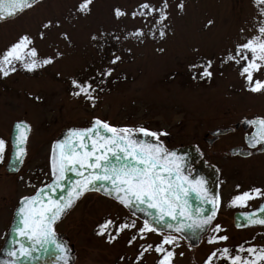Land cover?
<instances>
[{
	"label": "rangeland",
	"instance_id": "1",
	"mask_svg": "<svg viewBox=\"0 0 264 264\" xmlns=\"http://www.w3.org/2000/svg\"><path fill=\"white\" fill-rule=\"evenodd\" d=\"M144 2L159 7L162 0H93L88 15L77 11L82 0H40L15 18L0 22V56L28 35L33 40L30 47L37 49L40 58H54L53 64L35 72H27L16 63L17 71L7 77L0 75V139L7 143L0 160V247L20 198L51 176L53 138L64 127L83 126L97 118L115 127L165 132L160 141L168 147L194 145L202 158L222 170L221 207L212 226L221 225L226 231L219 235L229 239L209 244V238L216 235L209 228L194 246L171 233L179 243L174 264H205L213 252L217 255L212 264H229L218 249L227 247L231 256L245 258L249 253H238L240 246L246 249L257 245L258 251L264 248V228L245 232L247 229L234 224L237 210H248L264 197L247 201V206H230L235 196L246 192L239 184L247 183L250 189L255 183L264 184V152L248 158L227 154L230 148L243 145L242 133L248 121L264 117V92L248 90L246 77L240 74L243 60L239 65H221L228 54L235 55L237 44L259 35L257 29L264 22L260 9L264 5L258 6L255 0H182L185 8L181 12L177 7L181 0H168L167 35L160 39L158 32L155 38L148 34L154 23L151 17L147 24L142 17H131ZM117 7L128 16L117 20ZM49 21L53 27L45 29L43 25ZM137 28L146 33L142 43L135 38L125 39ZM102 32V38L92 40L93 35L100 37ZM64 33L70 42L62 39ZM115 36L120 37L119 41ZM57 53L61 54L59 58ZM112 53L122 58L116 65L109 64ZM207 60L213 61L211 80L201 78L203 68L193 67ZM107 67L115 68L113 75L102 85L97 83L99 76L93 81L98 88L95 107L84 97L71 95L72 79L88 80ZM253 78L264 81V71L254 73ZM21 119L32 125V135L22 168L12 174L5 167L11 151L10 132L13 123ZM226 127H232L233 132L212 138L214 129ZM107 219L117 224L134 220L137 228L121 233L109 244L105 236L96 234ZM143 223L118 202L89 192L55 229L73 252L72 264H135L141 244L155 246L162 240V235L148 233L147 240L138 239L129 247L128 240ZM248 236L253 239L244 245ZM160 259V254L150 251L140 264H158Z\"/></svg>",
	"mask_w": 264,
	"mask_h": 264
},
{
	"label": "snow or ice",
	"instance_id": "2",
	"mask_svg": "<svg viewBox=\"0 0 264 264\" xmlns=\"http://www.w3.org/2000/svg\"><path fill=\"white\" fill-rule=\"evenodd\" d=\"M39 0H8L7 12L5 15L4 0H0V20L10 18L31 8ZM255 3L264 5V0H255ZM93 0H82L77 11L84 15L91 12L90 5ZM182 12L185 8L184 3L177 5ZM168 0H162L159 7L148 2L141 3L136 10L131 13V17L135 20L138 16L144 19L147 24L151 17L154 23L148 28V34L153 38L157 32L159 38L164 39L167 35L168 20ZM260 14L264 15V8L260 9ZM114 16L117 20L121 17L128 16V12L121 8L114 9ZM158 17V19L156 18ZM212 22L209 21V25ZM45 29L53 27L52 22L44 24ZM59 27V24L56 25ZM259 35L247 38L245 42L236 45L235 55L228 54L222 59L221 65L234 62L237 65L241 60L245 62L241 69V75L246 77L248 90L253 93L264 92V81L254 80V73L264 71V22L257 29ZM243 32V29L241 30ZM105 33H101L100 37L93 35L92 40L102 38ZM146 33L143 28H137L125 36V39L135 38L141 43ZM40 38H44V34H40ZM62 39L70 42V37L64 33ZM119 41L120 37L115 36ZM33 45V40L24 35L8 48L3 56H0V75L7 77L11 73L17 71L16 63H20L23 70L27 72H35L47 65L54 63V58H40L38 51ZM163 51V49H158ZM249 54L251 58L249 59ZM60 53L56 54V58L60 57ZM121 56L112 53L110 65H116L121 61ZM193 67L203 68L200 73L202 79L213 78V61L207 60L204 64L193 65ZM114 67H107L96 73V76L88 80L80 81L72 79L71 85L73 91L71 95L74 98L84 97L86 101H90L92 107H95L96 93L98 88L93 85L96 77L99 85L106 82L108 77L113 75ZM103 91V88H99ZM39 99V98H37ZM249 124L256 127L257 131L248 137L250 147L255 148L260 145L264 148V117H258ZM15 128L17 132V159H21L26 155V150L21 145L27 143V133L31 128L26 123H17ZM144 137L153 138L152 141L147 139H137V134ZM165 132H154L146 128L140 127L132 129L128 127H114L108 122L95 119L92 125L83 129H71L64 140L58 141L52 146L51 169L54 177V184L49 188H58L62 181L68 179L67 173H75L78 179L72 184L68 190L67 196H61L53 199L51 196L44 194V189H40L37 195L25 196L20 202L18 215L20 217L19 225L16 229L21 239H27L33 246L43 247L46 244H54L58 252L61 253L63 264H69V249L57 239L55 225L71 210L76 203L84 197L88 192L101 191L102 194L114 199L124 208L140 209L142 205L157 210L156 215L151 216V221L145 220L143 226L137 229V232L128 240V246L131 247L138 239L147 240L148 233H157L162 235L159 244H141L140 253L136 258L135 264H140L145 253L155 251L161 255L158 264H174L176 258L175 249L179 247L176 236L171 233L164 235L163 229H173V225L167 222L168 218L178 220L180 217H186L192 220V214L187 208L189 197L192 193H196L204 203L211 204V210L204 208L197 210V219L193 220V225L200 230L211 228L216 235L209 238V244L227 241V235H219L226 231L221 225L212 226L213 220L216 218L217 212L221 207V198L217 193L209 196L207 189L203 188L204 181L202 179L190 178L184 174V167L180 163L181 157L175 151L169 150L160 141L161 136H165ZM7 143L4 139H0V160L3 159L6 151ZM264 197V189L253 188L241 195L235 196L230 206H247V201ZM259 213H264V205H261ZM205 213H208L205 215ZM246 223H238L236 227L246 226H264V215H258L256 212L246 214ZM160 225L161 227H157ZM193 225H188L192 227ZM136 222H123L117 224L112 219H107L100 225L97 235L105 236L107 243L111 244L120 236L121 233L136 229ZM112 229V231H110ZM174 231L181 232V227H175ZM19 243V241H17ZM171 246L166 248L165 246ZM31 248H26L23 243H19V257L31 255ZM222 258L228 259L229 264H258L264 261V248H248L244 249L240 246L237 252L247 251L249 254H255L254 259L242 258L241 255H230V250L225 247L218 249ZM16 251L10 252L9 255H16ZM183 256V253H180ZM217 253L213 252L205 264H212V260ZM18 257V258H19Z\"/></svg>",
	"mask_w": 264,
	"mask_h": 264
},
{
	"label": "water",
	"instance_id": "3",
	"mask_svg": "<svg viewBox=\"0 0 264 264\" xmlns=\"http://www.w3.org/2000/svg\"><path fill=\"white\" fill-rule=\"evenodd\" d=\"M7 2L8 0H4V10L5 15L7 12ZM20 13V12H19ZM18 13V14H19ZM17 14V15H18ZM16 15L12 16L15 17ZM11 18V17H10ZM8 19V18H6ZM5 20V19H4ZM2 21V20H0ZM25 122L24 120L16 121L14 123L13 128V134L11 135V139L13 141V150L10 157V160L6 166V169L9 172L17 171L22 162L23 158L17 159V132L18 130L15 128V125L17 123ZM92 125L89 124L84 127H78V126H69L64 128L61 135L58 136L53 145L56 144L58 141L64 140L67 136L68 132L71 129H83L88 128ZM226 130H216L215 132H225ZM28 135V133H27ZM137 139H147L149 141H152L153 138L151 137H144L142 134H137ZM21 147H24V145H21ZM169 150L175 151L179 157H181L180 163H182L184 167V174L188 175L190 178H196V179H202L204 181L203 188L207 189V193L209 196L215 195L218 193V172L212 166L211 164H208L204 159L201 158V154L196 146L194 145H185V146H179V147H173ZM239 151L240 149L237 148L234 150ZM51 157H52V151H51ZM210 165V166H209ZM207 169L212 171L214 173V180H215V186L208 187L204 186L208 183V178L203 176V174L206 173ZM52 171V169H51ZM68 179L65 181H62L60 184V187L58 188H49V185L54 184V177L52 175V179L45 185L39 187V189L32 195L28 197H32L37 195L38 191L40 189H44V194L46 196H51L53 199H58L61 196H67L68 190L71 188L72 184L78 179L75 173H67ZM206 183V184H205ZM99 192H103V189ZM21 202V201H20ZM20 202L17 205L14 215L11 221V225L9 227L8 233L5 237L4 244L0 250V264H63V260L60 258L61 253L58 252L54 244H46L43 247L41 246H33L27 239H21L16 231L19 222L20 217L18 215V210L20 207ZM261 205H264V201L254 210L249 212H238L235 214V221L236 224H245V216L246 214L256 212L258 215H264V213H259L258 210L260 209ZM212 205L204 203L203 200L196 194L192 193V195L188 199L187 208L190 210V213L192 214V220H188L186 217H180L178 220H172L171 218L167 219V222L171 225H173V229H163L162 231L165 232H176L174 231L175 227H181L183 231L177 232L180 235H182L187 241H189L192 245H198L203 237V235L207 232L208 228L205 230H200L199 228H196L193 225V220L197 219V210L207 208L211 210ZM128 209V208H127ZM131 213L136 215L137 217L141 218L142 220H149L151 221V216H149V213L152 215L157 214V210L154 208H149L147 205H142L140 209H128ZM208 213H205L207 215ZM188 225H193L192 227H188ZM157 227H161L158 225ZM62 234L57 233V239L60 243L65 244L68 247L67 242L62 238ZM23 243L26 248H31V255L29 256H23L19 257V243ZM16 251V255H9L10 252ZM19 257V258H18ZM74 255L73 252L69 250L68 252V260L69 263H72L74 261Z\"/></svg>",
	"mask_w": 264,
	"mask_h": 264
},
{
	"label": "bare ground",
	"instance_id": "4",
	"mask_svg": "<svg viewBox=\"0 0 264 264\" xmlns=\"http://www.w3.org/2000/svg\"><path fill=\"white\" fill-rule=\"evenodd\" d=\"M27 9V8H26ZM23 12V11H22ZM22 12H20L19 14H21ZM18 14V15H19ZM17 15V16H18ZM16 17V16H15ZM15 17H11V18H8L7 20H10V19H13V18H15ZM4 20H2V21H0V22H3ZM22 120H24L25 122L24 123H26L27 125H29L30 126V128H31V131L30 132H28V139H27V143H26V145H24V148H25V150H26V155H24V158H23V162H22V164H21V166H20V168L17 170V171H14V172H10V173H12V174H14V173H17L21 168H22V166H23V164H24V161H25V159H26V156H27V154H28V146H29V142H30V137H31V135H32V125L28 122V121H26L25 119H22ZM69 126H71V125H69ZM68 126V127H69ZM84 126V125H83ZM13 128H14V123H13V126H12V128H11V132H10V142H11V151H10V155H9V159L8 160H10V157H11V154H12V150H13V141H12V139H11V135L13 134ZM226 128H228V127H226ZM64 130V129H63ZM63 130H61L60 132H59V134L57 135V136H55L54 138H53V140L51 141V148H50V153H51V151H52V146H53V143H54V141H55V139L58 137V136H60L61 135V133H62V131ZM220 130H222L221 128H220ZM223 131V130H222ZM212 140V139H211ZM163 144H164V146L165 147H167L168 149H171L172 147H168L163 141H161ZM198 149V148H197ZM200 152V154L202 155V153H201V151H199ZM50 157H51V154H50ZM209 164V163H208ZM210 166V165H209ZM203 176H205V177H207L209 180H208V183L206 184V185H204V186H208V187H213L214 188V186H215V180H214V173L212 172V171H210L209 169H207V171H206V173L205 174H203ZM34 190H36V188H33L32 190H31V192L29 193V194H26L25 196H30L31 195V193H33V191ZM87 194V193H86ZM85 194V195H86ZM25 196H23V197H25ZM23 198L21 197L20 198V201L22 200ZM19 201V202H20ZM18 205V204H17ZM16 205V206H17ZM15 211V210H14ZM14 211H13V215H14ZM70 212V210L68 211V213ZM67 213V214H68ZM66 214V215H67ZM65 215V216H66ZM65 216H63V218L60 220V221H62L63 219H64V217ZM13 218V217H12ZM10 226V225H9ZM4 241H5V239L3 240V243H2V245H1V247H0V250H1V248H2V246H3V244H4Z\"/></svg>",
	"mask_w": 264,
	"mask_h": 264
},
{
	"label": "flooded vegetation",
	"instance_id": "5",
	"mask_svg": "<svg viewBox=\"0 0 264 264\" xmlns=\"http://www.w3.org/2000/svg\"><path fill=\"white\" fill-rule=\"evenodd\" d=\"M243 127V126H242ZM253 126L252 125H248V126H244V132L242 133V136H243V145H240V146H242L243 148H246V149H248V156H245V157H250L251 155H255L256 153H263L264 151H260V149H261V146L260 145H257L255 148H253V147H251V148H249L248 147V144H247V137H248V135L249 134H251V132L253 131ZM231 132H233V130L232 131H230V134H231ZM229 134V133H228ZM217 137H219V135L217 136ZM230 153V149H229V151L227 152V154H229ZM230 155L231 156H240V157H243V156H241V155H239V154H237V155H232L231 153H230ZM264 185V184H263ZM243 191V190H242ZM241 191V192H242ZM245 191V190H244ZM254 206H252V207H250V209L251 208H253Z\"/></svg>",
	"mask_w": 264,
	"mask_h": 264
}]
</instances>
